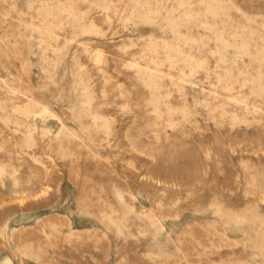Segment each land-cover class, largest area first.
I'll list each match as a JSON object with an SVG mask.
<instances>
[{"label":"rangeland","instance_id":"obj_1","mask_svg":"<svg viewBox=\"0 0 264 264\" xmlns=\"http://www.w3.org/2000/svg\"><path fill=\"white\" fill-rule=\"evenodd\" d=\"M0 264H264V0H0Z\"/></svg>","mask_w":264,"mask_h":264}]
</instances>
